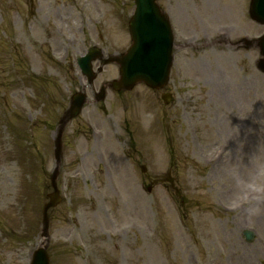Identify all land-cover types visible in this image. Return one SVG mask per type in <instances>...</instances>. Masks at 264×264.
<instances>
[{
  "label": "rangeland",
  "instance_id": "obj_1",
  "mask_svg": "<svg viewBox=\"0 0 264 264\" xmlns=\"http://www.w3.org/2000/svg\"><path fill=\"white\" fill-rule=\"evenodd\" d=\"M250 2L159 0L178 31L170 80L117 92L107 61L131 44L134 0H0V264L42 245L50 264H264V25ZM92 45L90 83L76 59ZM53 174L63 200L44 236Z\"/></svg>",
  "mask_w": 264,
  "mask_h": 264
},
{
  "label": "water",
  "instance_id": "obj_2",
  "mask_svg": "<svg viewBox=\"0 0 264 264\" xmlns=\"http://www.w3.org/2000/svg\"><path fill=\"white\" fill-rule=\"evenodd\" d=\"M137 9L130 22L133 45L127 53L117 60L121 66V77L112 82L115 90L131 89L138 81H144L154 88L163 87L170 73L172 63L173 37L170 25L156 4V0H136ZM252 17L264 23V0H252ZM261 48L264 55V36L261 38ZM102 56V51L97 48H90L88 54L79 58V64L90 81H93L96 74L92 67V60ZM264 71V59L260 62ZM105 90L99 95L103 98ZM165 102H169V95H164ZM86 101V95L82 92L73 96L71 108L65 114L66 121L77 116ZM61 144L58 142V149ZM145 170L146 167L143 166ZM55 178L53 183L55 185ZM50 202L46 204L44 216L46 228L48 223V209L61 201L59 191L55 185V191L50 195ZM247 239H252L251 232L245 233ZM50 257L46 248H39L33 257L32 264H49Z\"/></svg>",
  "mask_w": 264,
  "mask_h": 264
},
{
  "label": "bare ground",
  "instance_id": "obj_3",
  "mask_svg": "<svg viewBox=\"0 0 264 264\" xmlns=\"http://www.w3.org/2000/svg\"><path fill=\"white\" fill-rule=\"evenodd\" d=\"M202 37H206V35H204ZM236 125H237V128L241 127V124L240 123H237V120H236Z\"/></svg>",
  "mask_w": 264,
  "mask_h": 264
}]
</instances>
